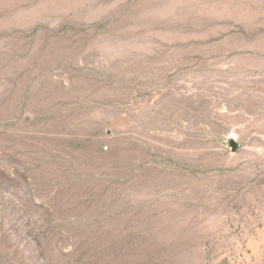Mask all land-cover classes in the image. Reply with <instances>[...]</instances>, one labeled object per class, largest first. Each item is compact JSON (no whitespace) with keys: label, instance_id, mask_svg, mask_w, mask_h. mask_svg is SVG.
Segmentation results:
<instances>
[{"label":"rangeland","instance_id":"obj_1","mask_svg":"<svg viewBox=\"0 0 264 264\" xmlns=\"http://www.w3.org/2000/svg\"><path fill=\"white\" fill-rule=\"evenodd\" d=\"M0 264H264V0H0Z\"/></svg>","mask_w":264,"mask_h":264}]
</instances>
